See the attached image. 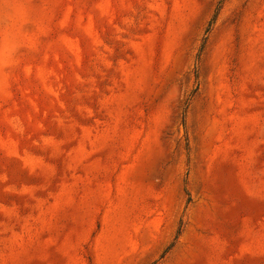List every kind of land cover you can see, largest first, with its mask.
<instances>
[{
	"label": "rangeland",
	"instance_id": "rangeland-1",
	"mask_svg": "<svg viewBox=\"0 0 264 264\" xmlns=\"http://www.w3.org/2000/svg\"><path fill=\"white\" fill-rule=\"evenodd\" d=\"M0 264H264V0H0Z\"/></svg>",
	"mask_w": 264,
	"mask_h": 264
}]
</instances>
